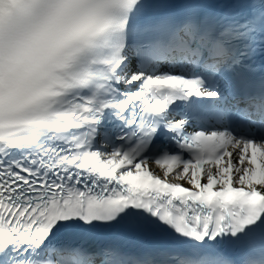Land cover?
Segmentation results:
<instances>
[{
	"label": "snow or ice",
	"instance_id": "1",
	"mask_svg": "<svg viewBox=\"0 0 264 264\" xmlns=\"http://www.w3.org/2000/svg\"><path fill=\"white\" fill-rule=\"evenodd\" d=\"M0 264H264V0H0Z\"/></svg>",
	"mask_w": 264,
	"mask_h": 264
}]
</instances>
